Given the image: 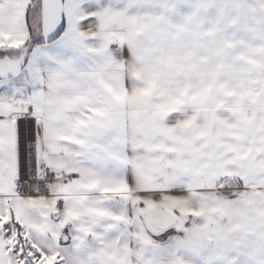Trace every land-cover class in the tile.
Segmentation results:
<instances>
[{
  "label": "snow or ice",
  "instance_id": "6c2138e0",
  "mask_svg": "<svg viewBox=\"0 0 264 264\" xmlns=\"http://www.w3.org/2000/svg\"><path fill=\"white\" fill-rule=\"evenodd\" d=\"M0 264H264V0H0Z\"/></svg>",
  "mask_w": 264,
  "mask_h": 264
},
{
  "label": "rangeland",
  "instance_id": "374dc122",
  "mask_svg": "<svg viewBox=\"0 0 264 264\" xmlns=\"http://www.w3.org/2000/svg\"><path fill=\"white\" fill-rule=\"evenodd\" d=\"M214 10H216L215 13H213V9H212V7L209 8V9L207 10L208 14L205 15V16H206L208 19H216V18L220 19V18H221V13H220L217 9H214ZM217 13H218V14H217ZM233 14H235V13H233ZM245 18H246V17H242V22L244 21ZM247 20L249 21V20H251V19L249 18V19H247ZM248 36H249V38L255 40V36H256V34H255V33H249ZM256 42L258 43L259 41H256Z\"/></svg>",
  "mask_w": 264,
  "mask_h": 264
},
{
  "label": "crops",
  "instance_id": "0c3cea01",
  "mask_svg": "<svg viewBox=\"0 0 264 264\" xmlns=\"http://www.w3.org/2000/svg\"><path fill=\"white\" fill-rule=\"evenodd\" d=\"M251 5H249V7H250ZM212 9H213V13H215V11L216 10H214V9H217V7H215V6H213L212 7ZM218 10V9H217ZM208 14V12H206L204 15H207ZM218 14V13H217ZM256 15H259L258 13L257 14H253V13H248L247 14V17L244 19V21L243 22H245V20L248 22V23H254L255 21H254V17L256 16ZM251 19V20H247V19ZM216 19H218V18H216Z\"/></svg>",
  "mask_w": 264,
  "mask_h": 264
}]
</instances>
